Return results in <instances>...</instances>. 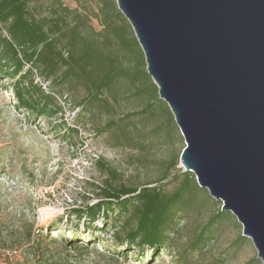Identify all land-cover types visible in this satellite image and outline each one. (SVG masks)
<instances>
[{"label":"rangeland","instance_id":"374dc122","mask_svg":"<svg viewBox=\"0 0 264 264\" xmlns=\"http://www.w3.org/2000/svg\"><path fill=\"white\" fill-rule=\"evenodd\" d=\"M59 1L71 9L86 7L90 16L96 12L93 0ZM91 24L99 29L92 17ZM33 79L48 91L49 82L36 72ZM12 83L0 75V264H262L251 240L242 235L241 224L228 213L210 227L212 240L206 246L193 247L197 234L222 206L205 189L179 213L174 231L168 233V251L153 256L150 249L139 253L131 248L125 256L126 247L113 239L112 229L103 234L86 227L72 211L97 202L103 189L121 185L152 183L172 190L173 184L159 179L174 154L176 167L185 172L179 162L185 144L178 128L170 138L158 136L143 147L128 143L118 131L121 121L138 140L163 117L159 112L147 121L127 117L144 103L121 88L115 99L107 94L92 109L81 108L79 129L67 132L59 126H73L85 96L81 88H63L64 95L57 99L62 112L49 118L17 107Z\"/></svg>","mask_w":264,"mask_h":264},{"label":"water","instance_id":"95a60500","mask_svg":"<svg viewBox=\"0 0 264 264\" xmlns=\"http://www.w3.org/2000/svg\"><path fill=\"white\" fill-rule=\"evenodd\" d=\"M198 187L264 264V0H115Z\"/></svg>","mask_w":264,"mask_h":264},{"label":"trees","instance_id":"16d2710c","mask_svg":"<svg viewBox=\"0 0 264 264\" xmlns=\"http://www.w3.org/2000/svg\"><path fill=\"white\" fill-rule=\"evenodd\" d=\"M93 1L96 12L90 16L88 8L71 9L59 0H0V75L13 80L10 90L16 106L36 116L52 118L62 112L56 99L64 95L62 89L81 88L85 96L73 126H59L76 133L81 125L77 121L81 108L92 109L107 94L115 99L122 88L125 95L144 103L139 112L127 117L138 116V120L147 121L154 119L157 112L163 117L161 123L138 136V140L131 138L121 121L118 131L122 138L139 147L158 136L170 138L179 129L146 71L144 54L129 22L115 0ZM91 17L99 29L93 28ZM34 72L49 82L48 91L35 83ZM177 163L178 155L174 154L159 179L173 184L172 190L165 191L163 186L152 183L103 189L97 202L73 210V215L100 233L107 234L112 229L113 239L126 247L125 256L131 248L139 253L150 249L153 256H158L170 247L168 233L174 231L179 213L205 192L198 187L193 174L178 170ZM225 213L231 214L220 210L209 219L193 247L202 248L212 240L210 227L223 222Z\"/></svg>","mask_w":264,"mask_h":264},{"label":"built area","instance_id":"2783aa9c","mask_svg":"<svg viewBox=\"0 0 264 264\" xmlns=\"http://www.w3.org/2000/svg\"><path fill=\"white\" fill-rule=\"evenodd\" d=\"M56 99H58L59 100V98L58 97H56ZM79 129V128H78Z\"/></svg>","mask_w":264,"mask_h":264}]
</instances>
